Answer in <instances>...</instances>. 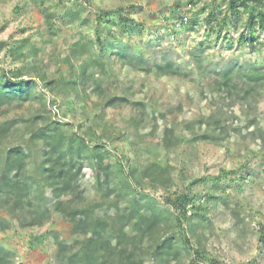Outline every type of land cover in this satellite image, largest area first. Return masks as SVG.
I'll list each match as a JSON object with an SVG mask.
<instances>
[{
	"label": "rangeland",
	"instance_id": "rangeland-1",
	"mask_svg": "<svg viewBox=\"0 0 264 264\" xmlns=\"http://www.w3.org/2000/svg\"><path fill=\"white\" fill-rule=\"evenodd\" d=\"M216 3L0 0V43L6 44L0 49V81L29 71L37 75L46 102L45 107L31 100L0 108V126L18 120L17 129L0 139V156L28 141L30 131L41 126L32 123L39 114L66 123L68 134H78L91 146L102 145L113 171L123 167L131 190L119 178L110 184L114 192L105 196L84 167L79 175L83 206L97 203L98 213L117 224L116 215L137 194L163 209L166 218L140 242L147 253L144 264H156L150 253L165 238L174 240L180 255L168 256V264H264V86L251 94L241 85L219 87L206 70L238 64L264 68V30H256L253 44L239 43L246 12L236 25L229 19L223 28L209 27L206 16ZM104 13L112 14L117 25L98 23ZM179 14L187 16L184 26H176ZM124 19L129 30L121 27ZM24 39L28 45L19 57L9 53ZM120 48L150 62L170 61L175 72L134 69L112 54ZM90 56L103 65L89 68L86 82L68 84ZM111 98L115 103L104 106ZM27 144L39 161L42 144ZM151 163L160 164L164 176L143 175ZM183 192L196 199L187 218L178 222L167 201ZM195 207L205 211L203 223L192 214ZM49 209L42 225H23L19 212L12 217L0 208V218L10 223L0 230V247L13 252L12 264H59L54 234L79 238L60 212ZM131 224L125 231L133 236Z\"/></svg>",
	"mask_w": 264,
	"mask_h": 264
},
{
	"label": "trees",
	"instance_id": "trees-1",
	"mask_svg": "<svg viewBox=\"0 0 264 264\" xmlns=\"http://www.w3.org/2000/svg\"><path fill=\"white\" fill-rule=\"evenodd\" d=\"M216 1L218 3L213 5L206 16L209 27L215 25L223 28L229 19L236 25L240 15L246 12L249 16L245 23L246 29L241 31L238 41L253 44L257 40L256 30H264V0ZM224 2L225 7L222 6ZM185 16V14L178 16L182 26L187 22V19L186 21L183 19ZM97 20L98 23L109 26L117 25L110 13L99 15ZM121 27L129 30L126 19L123 20ZM173 30H176V26ZM5 45L0 43V49ZM27 45L28 41L24 39L19 45L9 48V53L19 57ZM112 54L118 55L134 69L154 70L161 74L175 72L170 61L163 64L150 62L141 53L133 52L129 48H120L112 51ZM94 65L103 63L100 58L90 56L89 61L80 67V71L74 74V78L69 80L68 84L76 86V81L86 82V72ZM206 70L213 75L214 82L219 87L230 89L241 85L247 94H251L264 86V68L257 65H227ZM24 76L27 78H23ZM36 76L31 75L29 71L18 70L12 77H4L0 81V108L5 104L11 105L15 102L21 104L31 100H36L45 107V98ZM122 100L124 99L121 97L120 101ZM114 103L115 99L111 98L104 106H112ZM42 116L39 114L32 118L33 124L39 121L41 126L30 131L28 141L8 148L0 156V208H6L12 217L19 212L23 225H42L50 217V206L60 212L71 223V234L79 238L66 240L59 234H54L56 260L59 264H144L147 253L140 242L144 236H150L157 230L160 222L166 218L164 210L157 208L147 195L137 194L116 215L119 223L117 224L112 221V217L98 213L101 206L97 203L83 206L85 197L80 189L79 175L84 167L91 170L97 185L106 190L105 196L114 192L113 187H110L112 182L125 178L124 169L120 165L115 173L112 165L106 161L108 151L103 149L102 145L91 146L78 134H68L64 128L66 123L44 120ZM17 124V119L6 120L0 126V139H5L12 130H16ZM167 136L165 139L168 140ZM29 142L42 144L38 152L39 161L35 160L34 153L27 144ZM163 171L160 164L151 163L142 174L145 176L153 174L158 178L164 176ZM123 179L124 189L131 190L130 180ZM195 199V196L183 192L174 200L167 201L177 212L178 222L187 218L189 210L194 208L192 202ZM195 208L192 214L198 216L199 223H203L205 211L201 207ZM144 210H147V213ZM24 211L30 216L28 220ZM130 223L133 236L125 231V227ZM9 226L8 220L0 218V230H5ZM174 245L171 238L154 243L150 254H153L156 264H168V256L175 258L180 256ZM12 256V251L0 247V264H12Z\"/></svg>",
	"mask_w": 264,
	"mask_h": 264
},
{
	"label": "built area",
	"instance_id": "built-area-1",
	"mask_svg": "<svg viewBox=\"0 0 264 264\" xmlns=\"http://www.w3.org/2000/svg\"><path fill=\"white\" fill-rule=\"evenodd\" d=\"M183 19H184V21H186L187 16H185ZM179 25H180V23L178 22V23L176 24V26H179Z\"/></svg>",
	"mask_w": 264,
	"mask_h": 264
}]
</instances>
